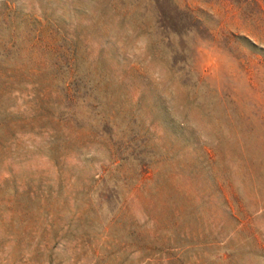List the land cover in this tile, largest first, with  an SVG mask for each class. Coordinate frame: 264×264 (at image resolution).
Listing matches in <instances>:
<instances>
[{
  "label": "rangeland",
  "instance_id": "374dc122",
  "mask_svg": "<svg viewBox=\"0 0 264 264\" xmlns=\"http://www.w3.org/2000/svg\"><path fill=\"white\" fill-rule=\"evenodd\" d=\"M12 7L0 264H264V0Z\"/></svg>",
  "mask_w": 264,
  "mask_h": 264
},
{
  "label": "trees",
  "instance_id": "16d2710c",
  "mask_svg": "<svg viewBox=\"0 0 264 264\" xmlns=\"http://www.w3.org/2000/svg\"><path fill=\"white\" fill-rule=\"evenodd\" d=\"M14 52L15 15L12 0H0V146L4 142L2 131L9 133L8 141L12 139L18 141L17 135H21L25 127L22 113L11 110L12 106L9 103L16 98Z\"/></svg>",
  "mask_w": 264,
  "mask_h": 264
}]
</instances>
